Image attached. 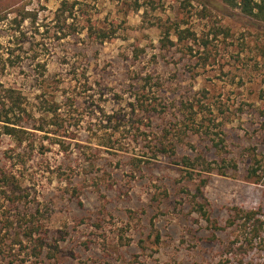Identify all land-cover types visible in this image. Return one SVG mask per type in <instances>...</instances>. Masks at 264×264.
<instances>
[{
  "label": "rangeland",
  "instance_id": "374dc122",
  "mask_svg": "<svg viewBox=\"0 0 264 264\" xmlns=\"http://www.w3.org/2000/svg\"><path fill=\"white\" fill-rule=\"evenodd\" d=\"M242 7L0 0V109L15 89L26 130L19 147L0 121V165L15 157L23 221L43 238L6 244L0 264L238 263L230 229L207 226L192 195L208 179L222 224L235 206L264 205V183L246 177L264 157V20ZM185 155L214 169L187 168Z\"/></svg>",
  "mask_w": 264,
  "mask_h": 264
},
{
  "label": "trees",
  "instance_id": "16d2710c",
  "mask_svg": "<svg viewBox=\"0 0 264 264\" xmlns=\"http://www.w3.org/2000/svg\"><path fill=\"white\" fill-rule=\"evenodd\" d=\"M243 5V11L264 20V0H239ZM9 95L7 101H12L7 105L5 101L1 100L0 121L4 122V133L10 134L17 138V146H21L24 140L23 134L25 129L13 117L18 116L16 107L21 108V103L17 101L15 89H7ZM4 111V114L2 112ZM16 125V126H15ZM19 126V127H18ZM17 157L21 156L20 148L13 150ZM15 157H7V159L0 165V201H9L16 204L17 213L10 214L9 208L0 211V255L6 254V248L9 243L16 246H22L24 242L33 243L36 247L39 242L42 247L43 238L41 237V229L37 222L33 220H26V214L21 211L22 202L28 195L23 192L24 185L13 166L8 165L7 162ZM9 160V161H8ZM199 163L206 164L208 172L214 168L211 163L203 155L196 157L185 155L181 158V164L187 168H197ZM15 164V163H13ZM247 179L255 183H264V157L255 158L254 163L247 169ZM223 174V173H222ZM208 179H200L197 187V193L192 195V204L195 211L200 218L209 226L214 232L220 230L230 229L231 238L226 243V254L229 258L236 259L238 263H243L244 259L256 253L257 251L264 254V205L257 208L246 209L235 206L231 209L229 217L225 223L222 224L211 215L208 209V202L205 196L204 187ZM5 200V201H4ZM22 220V221H21ZM41 254V248L39 251ZM237 263V264H238Z\"/></svg>",
  "mask_w": 264,
  "mask_h": 264
}]
</instances>
